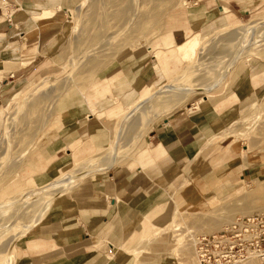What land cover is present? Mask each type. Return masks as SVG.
Listing matches in <instances>:
<instances>
[{
	"label": "rangeland",
	"instance_id": "374dc122",
	"mask_svg": "<svg viewBox=\"0 0 264 264\" xmlns=\"http://www.w3.org/2000/svg\"><path fill=\"white\" fill-rule=\"evenodd\" d=\"M0 14L23 30L31 62L0 80V264H42L27 249L70 190L133 175L128 162L173 116L199 122L195 149L159 162L146 213L117 252L107 237L90 249L112 264H264V0H0ZM259 214L252 232L229 235ZM226 232L234 255L199 262L195 239Z\"/></svg>",
	"mask_w": 264,
	"mask_h": 264
},
{
	"label": "crops",
	"instance_id": "0c3cea01",
	"mask_svg": "<svg viewBox=\"0 0 264 264\" xmlns=\"http://www.w3.org/2000/svg\"><path fill=\"white\" fill-rule=\"evenodd\" d=\"M1 22L4 19L0 14V80L7 73L10 82V77L28 69L31 62L21 59L25 57L21 50L23 30ZM198 123L189 116L171 117L153 135L155 145L149 142L141 149L143 154L138 160L128 162L136 170L133 175L121 178L116 174L113 179L97 176L91 185L71 189L65 196L66 206L44 224L42 242L34 250L27 249L29 257L42 264H112L105 259L106 251L90 248L107 237L108 249L117 252L115 248L131 231L127 225L146 213L157 187L155 172L162 165L159 162L167 158L176 166L189 158L201 132ZM258 170L264 174V157L258 161Z\"/></svg>",
	"mask_w": 264,
	"mask_h": 264
},
{
	"label": "built area",
	"instance_id": "2783aa9c",
	"mask_svg": "<svg viewBox=\"0 0 264 264\" xmlns=\"http://www.w3.org/2000/svg\"><path fill=\"white\" fill-rule=\"evenodd\" d=\"M263 215L259 214L253 216L251 218H246L245 220L236 221L235 224L232 225V228L229 230V235L235 236L238 238L244 231L249 230L252 232L253 226L258 219H261ZM227 233L214 235L211 237H201L195 239V250L196 255L199 262L210 261L211 259L217 261L219 259H228L234 255L232 248L234 247L235 243L231 240V236H227ZM242 240V239H241ZM244 239L243 241H245ZM248 246H253L258 244V240H254L250 238L246 240Z\"/></svg>",
	"mask_w": 264,
	"mask_h": 264
},
{
	"label": "bare ground",
	"instance_id": "6f19581e",
	"mask_svg": "<svg viewBox=\"0 0 264 264\" xmlns=\"http://www.w3.org/2000/svg\"><path fill=\"white\" fill-rule=\"evenodd\" d=\"M44 13H47V11L45 12L44 11ZM255 23V22H254ZM37 27V26H36ZM39 30V29H38ZM182 50H181V54H187V53H189L190 51H188V49L191 47H193L195 44H196V38L195 37H193L192 39H189V40H186V41H182ZM46 81H47V79H46ZM172 88H174V87H170V88H167L168 90L169 89H172ZM175 90V89H174ZM176 91V90H175ZM153 92V91H152ZM162 92V91H161ZM160 92V93H161ZM162 93H164V92H162ZM151 94V93H150ZM165 94H166V92H165ZM14 95V94H13ZM153 96V95H152ZM178 96H180V95H178ZM153 97H155V96H153ZM159 97H161V95L159 96ZM148 98H149V96L148 97H144L143 99H141V100H139V102H137L136 104H135V106L133 107V108H136V107H138V106H141V104H143L146 100H148ZM152 98V97H151ZM158 98V97H157ZM158 100H161L160 98L159 99H157V102H158ZM150 101V100H149ZM156 101V100H155ZM165 101V100H164ZM161 102H162V100H161ZM160 103V102H159ZM163 103V102H162ZM156 104V103H155ZM90 109H92V107L90 106ZM130 109V108H129ZM139 109V108H138ZM93 110V109H92ZM127 111V110H126ZM132 111V110H131ZM128 112V111H127ZM129 113H131V112H129ZM136 113V112H135ZM137 114V113H136ZM130 115V114H129ZM134 116V115H133ZM127 118V117H126ZM123 120V119H122ZM122 120L119 122V123H121L122 124ZM129 121V120H128ZM127 121V122H128ZM126 122V123H127ZM120 124V125H121ZM119 126V125H118ZM122 126V125H121ZM120 128V127H119ZM118 139V138H117ZM119 141V140H118ZM117 143V141L115 142V144ZM120 143V142H119ZM112 144H113V142H112ZM115 144H114V146H115ZM111 147V146H110ZM115 148V147H114ZM114 148H112V151L115 153L116 151H114ZM108 150H109V148H108ZM113 156V155H112ZM112 156H110V158L112 157ZM116 161V160H115ZM111 164V163H110ZM111 166V165H110ZM94 167H96V164L94 165ZM94 167L92 166V167H88V168H78V169H76V170H73L69 175L67 174V176H64V177H61L59 180H58V178H57V181H55L53 184H51L50 182H48L49 184H51V185H54V184H59V186L61 185V186H64L65 185V183H67L68 181H70V180H72V181H76L78 178V181L79 180H81L82 178L81 177H83V176H86L87 174H90L91 173V171H93V170H95L94 169ZM93 168V169H92ZM97 168V167H96ZM102 168V167H101ZM63 176V175H62ZM81 178V179H80ZM46 184V185H49V184ZM62 184H64V185H62ZM68 184V183H67ZM66 184V185H67ZM65 187V186H64ZM64 187H62V188H64ZM54 188V187H53ZM62 188H60V190L62 189ZM44 189V188H43ZM42 190V189H41ZM51 190H53V189H51ZM37 191V190H36ZM59 191V190H58ZM30 192H32V191H30ZM47 192V191H46ZM49 193V192H48ZM26 194V193H25ZM56 194V193H55ZM24 195V194H23ZM22 195V196H23ZM29 195V194H28ZM40 195V194H39ZM43 195V194H42ZM47 195V194H46ZM52 195V194H51ZM30 197V196H29ZM12 199V198H11ZM23 199H25V198H23ZM13 201V200H12ZM11 201V202H12ZM29 201H31V200H29ZM44 205V204H43ZM36 206V205H35ZM38 207V206H37ZM43 207H40V210H38V212H37V214L41 211V209H42ZM45 208V207H44ZM43 211V210H42ZM41 213V212H40ZM42 214V213H41ZM41 214H39V215H41ZM39 215H36L38 218L40 217ZM36 217V218H37ZM35 218V219H36ZM34 219V218H33ZM37 220V219H36ZM28 225V224H27ZM26 224H25V226H27Z\"/></svg>",
	"mask_w": 264,
	"mask_h": 264
}]
</instances>
